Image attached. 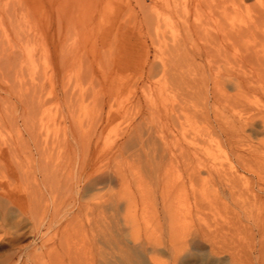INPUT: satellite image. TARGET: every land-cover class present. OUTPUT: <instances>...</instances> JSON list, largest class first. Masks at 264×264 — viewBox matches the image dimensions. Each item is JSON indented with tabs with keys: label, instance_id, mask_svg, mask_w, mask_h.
Here are the masks:
<instances>
[{
	"label": "rangeland",
	"instance_id": "obj_1",
	"mask_svg": "<svg viewBox=\"0 0 264 264\" xmlns=\"http://www.w3.org/2000/svg\"><path fill=\"white\" fill-rule=\"evenodd\" d=\"M194 4L0 0V264L255 260L264 71L197 47L264 43V0Z\"/></svg>",
	"mask_w": 264,
	"mask_h": 264
},
{
	"label": "bare ground",
	"instance_id": "obj_2",
	"mask_svg": "<svg viewBox=\"0 0 264 264\" xmlns=\"http://www.w3.org/2000/svg\"><path fill=\"white\" fill-rule=\"evenodd\" d=\"M193 1L196 2V4H194L195 5V18H196L195 23L198 24L200 19H201L202 12L204 11L203 7L207 8V10L204 11L206 13L207 17H209V18L210 17H213V18L217 17L218 18V17H220L226 13V4L228 2L233 3L237 7V5L238 6H245L246 2L251 1V0H213L212 2H209L208 0H193ZM208 3H211V4L209 5ZM203 5H205V6H203ZM16 13L18 15V12H16ZM261 13H264V12H261ZM9 14L10 13H8V15ZM11 14H13V16H14V13H11ZM203 15H205V14L203 13ZM207 21L212 24V22H210L209 20H207ZM219 21H220V19H219ZM213 22H214V20H213ZM216 22H218V20ZM209 23L207 24V22H206L204 26H206V24L208 26ZM220 23L221 22H219V24ZM219 24L217 25V28L219 27ZM190 25H192V24H190ZM201 25H203V24L201 23ZM196 26H199V25H196ZM200 26H199V28H200ZM207 26L205 28H208ZM245 27H247V25ZM245 27L243 29L239 28L240 29L239 31L237 30L234 32H228L227 30H229V29H227V28H226V31H223L221 33H218V32L214 33V31H213V35L208 36L206 34L207 37H206L205 33L202 34L203 30L200 31L199 32L200 35L201 34L204 35L205 38L203 36H202V38L204 39V41L206 39V41H205V44L203 46L197 47V52H198L199 58L201 60L203 59L205 61V64L210 68H212V67H218L219 68V66L221 67V65L223 66V64H232V62H230V59L233 58L235 63L240 65V68L248 66V67H251V68L256 69V70L264 71V43L260 40H257L258 38L256 39V37H255V39L253 38L254 40H252V38L250 41L247 40L248 38H246L242 35L243 34L242 30L246 29ZM197 28H196V30H197ZM202 28H204V27H202ZM220 28L222 29V25H221V27H219V32L221 31ZM16 29L18 30L17 26H16ZM16 29H14V31ZM210 29L212 30V26L210 27ZM210 29H209L208 34L211 33ZM234 29L236 30L237 28H234ZM234 29H231V30L233 31ZM19 30H21V28ZM204 31L207 32L208 30L206 31L204 29ZM191 32H192V30H191ZM246 33H247V37H248L249 33L248 32H246ZM203 39H202V41H203ZM179 55H181V53ZM97 178H96V181L100 182V181H104L106 179H109V176L103 175L102 177H97ZM107 183H109V182L107 181ZM99 185H100V183H99ZM258 235L263 236L262 238H264V231H262V232L260 231ZM195 245L199 249H202V247H203L200 244L195 243ZM254 251H256V253H257V256L255 257L254 261H252V259H251V261H243V259H241L242 261L240 263H236V264H264V240H260L259 243L258 242L254 243ZM83 257H84V255H83ZM9 264H10V262H9Z\"/></svg>",
	"mask_w": 264,
	"mask_h": 264
}]
</instances>
